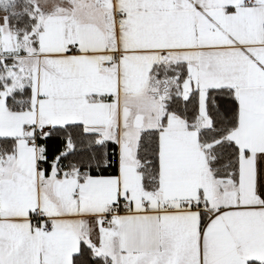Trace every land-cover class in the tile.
<instances>
[{
  "label": "snow or ice",
  "instance_id": "6c2138e0",
  "mask_svg": "<svg viewBox=\"0 0 264 264\" xmlns=\"http://www.w3.org/2000/svg\"><path fill=\"white\" fill-rule=\"evenodd\" d=\"M0 264H264V0H0Z\"/></svg>",
  "mask_w": 264,
  "mask_h": 264
}]
</instances>
